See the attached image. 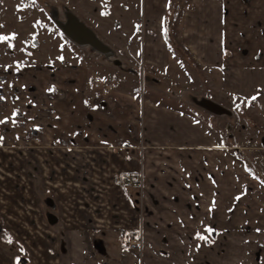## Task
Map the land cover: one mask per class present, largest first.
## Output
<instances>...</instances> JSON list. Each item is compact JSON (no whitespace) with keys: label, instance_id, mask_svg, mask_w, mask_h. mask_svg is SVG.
<instances>
[{"label":"crops","instance_id":"0c3cea01","mask_svg":"<svg viewBox=\"0 0 264 264\" xmlns=\"http://www.w3.org/2000/svg\"><path fill=\"white\" fill-rule=\"evenodd\" d=\"M186 7L175 38L190 64L215 74L214 87L222 94L257 102L264 113V0H190ZM166 23L165 15L161 40L171 52ZM78 67H62V98L55 103L50 132L62 140L65 152H80L84 166L78 161L73 171L79 168L85 185L98 191L81 190L78 201L86 203L78 206V226L84 227L67 241L73 257L62 264H99L91 251L96 238L118 248L119 264H175L173 254L180 264H230L229 248H240L244 256L245 248L264 243L263 178L247 172L205 118L149 98L125 107L87 98L89 73ZM13 70L20 77L11 80L39 83L34 67ZM25 97L11 103L36 105ZM71 171L65 175L69 182ZM109 171L140 175L144 214L133 205L134 190L109 184ZM128 235L138 237L140 245L120 247ZM160 245L167 251H158Z\"/></svg>","mask_w":264,"mask_h":264},{"label":"rangeland","instance_id":"374dc122","mask_svg":"<svg viewBox=\"0 0 264 264\" xmlns=\"http://www.w3.org/2000/svg\"><path fill=\"white\" fill-rule=\"evenodd\" d=\"M188 3L190 0H0V36L14 37L0 40V73L5 66L32 65L39 81L34 107L0 103V264H18V255L28 264L70 260L73 253L67 250L71 247L67 241L79 234L75 233L82 226H78V206L86 203L78 201L83 197L81 190L86 194L98 191L85 185L79 168L73 171V166L82 162L80 152H65V144L50 132L55 130L53 114L58 113L55 103L62 98L63 66L87 67V98L102 97L124 107L149 98L211 121L222 141L239 147L264 179V113L260 106L222 94L214 87L219 82L215 74L195 68L170 52L161 40L164 16L177 10L175 36L179 38ZM73 18L89 28L112 54L73 41L65 33ZM209 100L227 112L211 110L206 104ZM18 108L22 112L17 117ZM31 129L38 130L37 137L30 135ZM69 171L74 175L71 182L65 178ZM115 173L119 172L108 174L112 186ZM89 230L92 237L94 229ZM128 237H123L120 247H127L124 241ZM95 240L105 247V253L99 254L91 245L99 264H110L112 259L119 264L118 248L111 250V245L99 238L91 242ZM252 249L245 248L242 256L240 248H229L227 261L264 264V243ZM157 250L167 251L164 245ZM171 258L180 264L174 254ZM210 260L207 254L206 263Z\"/></svg>","mask_w":264,"mask_h":264},{"label":"flooded vegetation","instance_id":"af4514ba","mask_svg":"<svg viewBox=\"0 0 264 264\" xmlns=\"http://www.w3.org/2000/svg\"><path fill=\"white\" fill-rule=\"evenodd\" d=\"M19 66H22V65H19ZM28 66H32V65H28ZM14 67L15 66H13V67L12 66H5V67L1 68V70H3L4 72L0 73V103L1 102H4V103L7 102V103L12 104L11 102H13V103L22 102L21 98L26 96L25 97L26 102L30 100L31 104H36L37 98L34 95L37 93L38 87L34 83H27V84L21 85L18 82L11 80V79H13V75L15 78H18V79L20 77L18 74L15 76V72L13 70ZM32 67H34V66H32ZM47 69H50V72L53 73V71H51V68L47 67ZM7 83H9V85ZM6 84L8 85V88H9L8 90H6L4 88V85H6ZM53 87H54V84L52 85V88ZM7 92H9V94H7ZM8 95L10 96V99L7 98ZM28 105H30V104H28ZM30 108H29V110H30ZM27 109H28V107H27ZM225 112H227V111L225 110ZM208 124L211 127H213V129L218 133V130L216 128H214L211 121L208 120ZM30 135L37 137L38 136V130L37 129H31ZM227 147L229 148V150L231 152L237 151L241 155L240 151H238L239 147L230 146V145H227ZM262 180L264 181V179H262ZM121 188H126V187H121ZM127 189H132L135 191L134 196H133V205L139 214H141V215L144 214L145 213V206L143 205V190H144V188L142 187V181H141V184H136L132 187H128ZM48 203H51V201H49ZM49 220L53 221L52 215L49 216ZM1 231H2V228L0 226V233H1ZM91 245L93 246L94 242H91ZM125 245H127L128 247H135L137 245H140V241H138V237H136L135 235H129V237L127 238V240L125 242ZM21 257H23V256L18 255L17 259L21 258ZM23 258H25V257H23ZM23 258H22V260H24ZM17 259H16V261H17ZM18 264H21V263H18Z\"/></svg>","mask_w":264,"mask_h":264},{"label":"water","instance_id":"95a60500","mask_svg":"<svg viewBox=\"0 0 264 264\" xmlns=\"http://www.w3.org/2000/svg\"><path fill=\"white\" fill-rule=\"evenodd\" d=\"M65 33L75 42L83 43L90 45L95 50H97L100 53H103L104 55H111V50L103 44L96 36L95 34L87 28L83 23L75 20L74 18L71 20V25L65 27ZM206 104L209 106V108L217 113L225 112L223 108L220 106H217L209 101L206 102ZM262 143L264 145V139L262 140ZM54 220V219H53ZM93 247L100 253H105V247L103 246L102 242L100 240H95ZM23 257L18 258L17 262L21 264H27L26 258Z\"/></svg>","mask_w":264,"mask_h":264},{"label":"trees","instance_id":"16d2710c","mask_svg":"<svg viewBox=\"0 0 264 264\" xmlns=\"http://www.w3.org/2000/svg\"><path fill=\"white\" fill-rule=\"evenodd\" d=\"M177 8H179V7L177 6ZM179 9L181 10L182 8H179ZM179 15H180L179 10H177L170 17H168V15H167V23H166V30L164 32V37H165V40L167 42L169 49L173 53L179 54L180 56L187 59V61H189L185 49L179 43V41L176 40V38H175L176 22L178 20ZM232 153L236 157H238L239 159H241L243 161L245 169L247 170V172H249L250 174H252L256 178H260V176L255 171V169L248 163V161L242 155H240L237 151H232Z\"/></svg>","mask_w":264,"mask_h":264},{"label":"built area","instance_id":"2783aa9c","mask_svg":"<svg viewBox=\"0 0 264 264\" xmlns=\"http://www.w3.org/2000/svg\"><path fill=\"white\" fill-rule=\"evenodd\" d=\"M100 79L96 78V82H99ZM113 184L116 187H132L136 184H141L140 175L132 171H121L115 173L112 178Z\"/></svg>","mask_w":264,"mask_h":264},{"label":"snow or ice","instance_id":"6c2138e0","mask_svg":"<svg viewBox=\"0 0 264 264\" xmlns=\"http://www.w3.org/2000/svg\"><path fill=\"white\" fill-rule=\"evenodd\" d=\"M14 38V37H11ZM10 37H4V36H0V40H8L11 39ZM252 99H255V97H253ZM0 123H3V121H0ZM208 231H211V229H208ZM201 239H205V237H200Z\"/></svg>","mask_w":264,"mask_h":264}]
</instances>
